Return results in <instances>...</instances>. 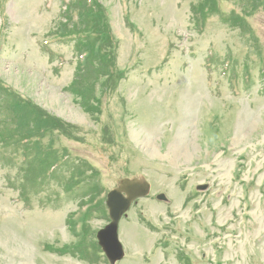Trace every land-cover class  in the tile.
Returning <instances> with one entry per match:
<instances>
[{
    "label": "rangeland",
    "instance_id": "obj_1",
    "mask_svg": "<svg viewBox=\"0 0 264 264\" xmlns=\"http://www.w3.org/2000/svg\"><path fill=\"white\" fill-rule=\"evenodd\" d=\"M139 178L117 264H264V0H0V264H108Z\"/></svg>",
    "mask_w": 264,
    "mask_h": 264
},
{
    "label": "water",
    "instance_id": "obj_2",
    "mask_svg": "<svg viewBox=\"0 0 264 264\" xmlns=\"http://www.w3.org/2000/svg\"><path fill=\"white\" fill-rule=\"evenodd\" d=\"M196 189L204 191L206 186H198ZM149 191L150 185L143 178L123 179L106 195L105 206L109 222L97 231L95 239L108 264H116L124 256L118 240L119 221L129 210L131 204L146 197ZM156 199L161 202L166 201L163 195H158Z\"/></svg>",
    "mask_w": 264,
    "mask_h": 264
},
{
    "label": "trees",
    "instance_id": "obj_3",
    "mask_svg": "<svg viewBox=\"0 0 264 264\" xmlns=\"http://www.w3.org/2000/svg\"><path fill=\"white\" fill-rule=\"evenodd\" d=\"M98 7V6H97ZM73 8L75 9V11L77 12V16L78 19L82 22H85V33H88L90 35H92L93 33L97 32L98 29H100V22H103V16L101 13V10L98 8L94 7V3L92 2L90 5L87 6V3L84 2H78L76 5L73 6ZM100 35L102 36L101 40H97L95 42L94 45L98 46L101 45L102 43L104 44L106 41V37L108 36L107 32H106V26L103 27L102 30H100ZM109 37V41L112 43V39L110 36ZM90 44V43H89ZM113 45H116L115 43H112ZM87 45L88 43L84 44V47L87 49ZM90 46H92V43L90 44ZM103 65V63H102ZM65 251L70 252L71 251V247H65ZM79 255H81V252H78ZM82 255H86L87 253L84 252Z\"/></svg>",
    "mask_w": 264,
    "mask_h": 264
},
{
    "label": "bare ground",
    "instance_id": "obj_4",
    "mask_svg": "<svg viewBox=\"0 0 264 264\" xmlns=\"http://www.w3.org/2000/svg\"><path fill=\"white\" fill-rule=\"evenodd\" d=\"M189 102H191L190 100H189ZM187 103H188V101H187ZM190 105V104H189ZM187 107V106H186ZM188 111H190L189 109H187Z\"/></svg>",
    "mask_w": 264,
    "mask_h": 264
}]
</instances>
